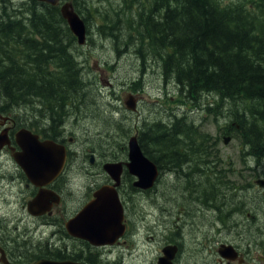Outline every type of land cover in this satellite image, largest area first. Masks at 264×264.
Segmentation results:
<instances>
[{"label":"flooded vegetation","instance_id":"flooded-vegetation-1","mask_svg":"<svg viewBox=\"0 0 264 264\" xmlns=\"http://www.w3.org/2000/svg\"><path fill=\"white\" fill-rule=\"evenodd\" d=\"M110 2L116 4V10L92 8L88 0H59L56 5L24 0L18 16L10 13L8 31L21 28V35L30 37L8 38L7 45L22 42L35 46L40 57L47 52L44 47H50L47 54L51 53L52 57L45 68L51 77L70 76H67L69 62L79 60L82 90L88 72L83 62H89L91 47L102 48L101 59L93 61L91 70L100 72L103 86L108 83L104 81L106 69L101 63L110 53L131 58L140 74L138 82L128 84L131 92L120 98L126 114L116 117L110 110L106 113L112 120L109 125H117V119L130 120L125 124L128 128L122 138L121 156L117 153L112 158L93 145L83 146L81 150V127L86 139L91 140L90 129L85 127L93 117L90 102L84 103L87 93L61 94L56 99L51 91L44 98L37 97L39 108L35 116L23 113L35 103L0 102V137H3L0 140V249L3 251L0 264H35L42 259L126 264V256L137 249L141 236L151 255L153 249L157 252L151 264H163L165 260L167 264H264V188L258 183L264 182V155L256 157V153L246 150H221L220 142L225 140V135L220 134L218 123L211 133L207 127L209 119L191 116L204 114L203 102H199L204 100L203 95H198L193 104H177L179 111L159 110L155 114L156 128L151 126V50L142 45L145 42L134 31L146 30L151 25V0ZM65 5H72L85 25L83 45L63 16ZM152 11L160 12V8ZM48 16L56 23L45 27L41 18ZM12 18L19 22L13 23ZM131 97L136 100L134 111L128 109L127 101ZM45 99L62 102H45ZM95 117L99 119L96 112ZM102 121L103 118L99 119V123ZM147 128L151 129L148 133L152 139L156 132H162L158 136L166 142L165 151L151 147V140L145 141ZM23 130L36 135L42 144L41 152L50 157L47 167L34 181L16 160V156L23 160L24 142L20 135ZM132 131L159 171L155 186L144 192L136 187L137 178L127 167V142ZM99 137L103 138L101 133ZM62 156L65 160L59 168ZM86 158L90 159L89 164ZM252 158H258L256 163L260 167L252 165ZM108 162L123 164L119 185L104 170ZM180 186L183 194L177 188ZM108 187L116 189L124 207V236L113 245L95 246L71 235L67 223L77 218L98 191ZM171 190L176 191L174 199L169 197ZM35 200L40 201L36 208L30 206ZM137 208L144 212L142 219Z\"/></svg>","mask_w":264,"mask_h":264},{"label":"trees","instance_id":"trees-1","mask_svg":"<svg viewBox=\"0 0 264 264\" xmlns=\"http://www.w3.org/2000/svg\"><path fill=\"white\" fill-rule=\"evenodd\" d=\"M7 3L4 0L0 4V102L2 98L3 102L31 103L51 91L56 99L61 94L77 96L81 89L77 60L67 66L70 76L51 77L45 68L52 57L47 54L50 47L45 46L47 52L40 57L35 46L28 45L26 50L22 42L7 45L8 38L30 37L21 35V28L8 31L11 14L18 11L14 6L7 10ZM151 6L160 8V12L151 13V25L140 33L158 54L160 60H156L163 62L164 77L176 81L193 102L194 95H203L204 99L210 96L216 103L221 102L222 109L209 106V113L230 120L233 137L262 157L264 0L233 1L226 5L221 0H151ZM13 18V23L19 22ZM41 19L45 27L56 23L50 16ZM18 56L24 62L16 60ZM45 102L62 101L45 99ZM155 134L151 142L158 149H165L166 142L158 136L162 132ZM144 139H148L146 134Z\"/></svg>","mask_w":264,"mask_h":264},{"label":"rangeland","instance_id":"rangeland-1","mask_svg":"<svg viewBox=\"0 0 264 264\" xmlns=\"http://www.w3.org/2000/svg\"><path fill=\"white\" fill-rule=\"evenodd\" d=\"M1 1V0H0ZM13 2H16L17 4L24 0H12ZM111 0H88L89 6L92 8L100 7L103 10L108 9L109 7L113 8V11L116 10V4L113 2H110ZM223 4H229L230 2H238L242 0H221ZM52 26V25H51ZM124 37H126L127 30H124ZM27 44H25V49ZM31 46V45H30ZM27 50V49H26ZM102 48H93L91 47V56L89 58V62H83V67L87 69V75L84 78V81L86 84H84V87L82 90L80 89V86L78 88L79 91H82V93H87V97L85 96V104L89 103V106H91L92 109V121L90 125L85 124L86 128H89V132L91 133V140H87L85 136V130L83 131L82 127V135H81V150L83 149V146L93 145L96 147V149L99 152H104L108 158H112L114 154H119L121 156L120 147L122 144V137L121 139L118 138L122 131V127L129 123L130 120H124L121 121L118 120L117 125H109L112 120L110 119V114L106 113L110 110L111 112H114L116 117H119L120 114H126L125 106L121 104L120 98L124 93H130L131 87L129 85H132L133 82H138L139 80V74L140 72L137 71V64L135 61H133L131 58L126 57H120L116 54H108L107 57L104 58V62L101 63L102 68L106 69L105 71V80L108 84H104V86L101 83V76L99 71H92L91 67L93 64V61L96 59H101L100 51ZM158 54L155 56L151 55V112L152 109L160 105L161 108L167 110L168 113L179 111L177 109L176 104L179 103V100L182 99L179 91L178 83L176 82H170V80L166 79V77L163 76V73L165 72L162 67H164V64L162 61H157ZM125 56V55H122ZM84 61V59H82ZM160 60V59H158ZM97 63H100V60L97 61ZM141 67V66H140ZM79 70V68H77ZM139 70V68H138ZM112 83L111 87L109 84ZM122 83H125L126 86L122 87ZM129 84V85H128ZM103 94V95H102ZM198 96V95H197ZM194 95V97H197ZM88 98V100H87ZM3 99L1 98V102ZM38 98H36V101L31 102L33 105H29L28 110H23V113H27L28 116H35L37 114V109L39 108L37 105ZM197 102V101H196ZM199 102H203V100H199ZM212 106L215 109H222L221 102L216 103L213 99V97L206 96L204 99L203 104V110L206 113H209L208 107ZM154 110V109H153ZM94 112L98 114L99 119L103 118L104 121L99 123L98 117L94 118ZM110 113V112H108ZM181 115V111L178 112ZM189 115H191L189 113ZM191 116L195 118H203L204 114H197L195 116V113H193ZM155 120H151V125L153 126V123ZM220 123H223V121H219ZM216 125V121L211 117L209 118V121L207 122L208 130L213 133L214 126ZM140 126V123L138 125L133 126V130L137 129ZM155 127V125L153 126ZM156 128V127H155ZM179 129V126H178ZM184 129V128H183ZM101 133V136L103 138L101 139L99 137V134ZM149 135V136H148ZM151 133H147L148 139H145V141L151 140ZM156 138V137H155ZM116 141V142H115ZM115 142V143H114ZM220 149L226 150V151H239L241 150L239 142L237 140L231 141L228 145L224 144V141L220 142ZM162 151H165V149ZM230 154H237L235 152H232ZM86 163L89 164L90 159H85ZM202 182V180H200ZM213 186L216 187V183H212ZM180 188V192L183 194V191H181V186L177 187ZM211 192V190H210ZM176 195L175 190H171L169 193V197H172V199L176 198L174 197ZM185 196V194H184ZM179 203H182V201H179ZM138 214L140 215V219H142V214H144L143 211H139L137 208ZM188 226L191 230L192 223L189 222ZM189 231V230H187ZM192 233H190L191 236ZM139 245L137 249L133 252L132 255L126 256V264H151V259L155 257V254L157 253L155 249H153L154 253L151 255V249H148V247L144 244H142L143 236L138 238Z\"/></svg>","mask_w":264,"mask_h":264},{"label":"water","instance_id":"water-1","mask_svg":"<svg viewBox=\"0 0 264 264\" xmlns=\"http://www.w3.org/2000/svg\"><path fill=\"white\" fill-rule=\"evenodd\" d=\"M41 1L56 4L59 0ZM63 16L67 19L72 31L78 37L79 44L83 45L86 39L85 25L79 16L73 11L72 5H65L63 7ZM127 103L130 110H135V101L132 100ZM20 135L24 142V145L22 146L24 148V152L21 153L23 160H21L18 156H16V160L27 172L29 178L34 181L35 178L47 167V160H50V157H47L43 152H41L42 144L38 141V137L36 135L32 134L28 130L21 131ZM2 139L3 137L1 136L0 140ZM227 141H229V139ZM129 159L130 163L127 164L128 168L131 173L140 178L139 185L142 186L144 179L148 178V184L145 183L143 187H151L156 177V173L154 174L153 172L154 167L152 162L143 156L141 148L135 137H132L129 141ZM64 160L65 157L62 156L59 168H62ZM105 169L110 175H114L113 177H115L119 182L122 164H107L105 165ZM259 184L264 185V182L259 181ZM39 202L40 201L35 200L30 204V206H34L36 208ZM123 212V205L120 203L117 195H112L109 190L102 189L98 191L95 195V199L83 209L76 219L67 223V230L71 235L85 239L96 246L113 244L121 236H123L125 232V225H123ZM225 253H227V251H225ZM3 261L6 262L4 258ZM164 262L163 264H167L166 260ZM35 264L79 263L73 261L43 259Z\"/></svg>","mask_w":264,"mask_h":264},{"label":"bare ground","instance_id":"bare-ground-1","mask_svg":"<svg viewBox=\"0 0 264 264\" xmlns=\"http://www.w3.org/2000/svg\"><path fill=\"white\" fill-rule=\"evenodd\" d=\"M21 14H22V13H21ZM131 22H132V21H131ZM53 27H54V26H53ZM56 32H57V31H56ZM111 32H112V31H111ZM25 36H26V35H25ZM27 36H29V35H27ZM80 52H81V51H80ZM76 53H77V52H76ZM81 54H82V53H81ZM81 54H80V55H81ZM80 55H79V56H80ZM148 59H149V58H148ZM75 62H76V61H75ZM77 62H79V60H77ZM79 63H80V62H79ZM143 73H144V72H143ZM147 127H148V126H147ZM166 127H167V126H166ZM196 130H197V129H196ZM198 133H199V132H198ZM150 136H151V135H150ZM206 137H207V136H206ZM200 147H201V146H200Z\"/></svg>","mask_w":264,"mask_h":264}]
</instances>
